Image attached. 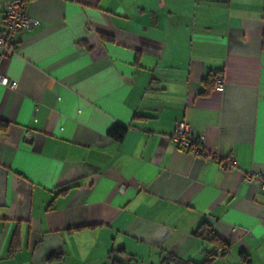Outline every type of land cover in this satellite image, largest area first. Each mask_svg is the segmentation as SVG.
Here are the masks:
<instances>
[{"label":"crops","instance_id":"0c3cea01","mask_svg":"<svg viewBox=\"0 0 264 264\" xmlns=\"http://www.w3.org/2000/svg\"><path fill=\"white\" fill-rule=\"evenodd\" d=\"M26 8L35 24L0 56V264L201 262L202 222L230 244L212 264H264L246 178L264 173V0ZM177 122L234 166L178 148Z\"/></svg>","mask_w":264,"mask_h":264},{"label":"built area","instance_id":"2783aa9c","mask_svg":"<svg viewBox=\"0 0 264 264\" xmlns=\"http://www.w3.org/2000/svg\"><path fill=\"white\" fill-rule=\"evenodd\" d=\"M35 24L27 12L23 0H0V56L14 53L16 49V36L23 30ZM220 82L221 79L218 78ZM0 83L6 84L7 79L0 75ZM172 141L180 149L187 150L204 158L213 157L221 170H228L234 166L231 157H218L215 154H207L201 142V138L195 136L184 122H177L171 136ZM256 183L264 193V173L254 172L246 177Z\"/></svg>","mask_w":264,"mask_h":264},{"label":"trees","instance_id":"16d2710c","mask_svg":"<svg viewBox=\"0 0 264 264\" xmlns=\"http://www.w3.org/2000/svg\"><path fill=\"white\" fill-rule=\"evenodd\" d=\"M24 4L26 5L27 0H23ZM102 40L105 41H112V38L110 36H107L105 34L99 35ZM83 44H85L83 42ZM216 73H208L205 78L201 82V90L199 91V94L201 95H207L210 90L214 86V80L213 77H215ZM126 131V126L123 125H114L108 132V135L116 140H120L124 132ZM71 186H66L63 189L58 190V193H61ZM192 235L195 237L203 240L206 245L209 246V249H204L203 254L204 258L201 262H193V261H184L182 259H178L175 257L168 258V264H212V260L214 256L216 255H222L229 251L230 244L225 239H222L218 237L211 227L206 224V222L200 223L196 229L192 232ZM211 247V248H210Z\"/></svg>","mask_w":264,"mask_h":264}]
</instances>
